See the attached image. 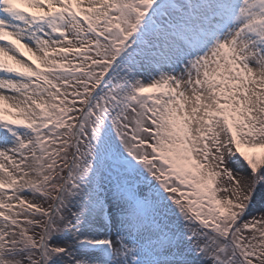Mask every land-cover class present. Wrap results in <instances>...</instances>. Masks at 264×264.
Listing matches in <instances>:
<instances>
[{"label": "snow or ice", "instance_id": "1", "mask_svg": "<svg viewBox=\"0 0 264 264\" xmlns=\"http://www.w3.org/2000/svg\"><path fill=\"white\" fill-rule=\"evenodd\" d=\"M0 264H264V0H0Z\"/></svg>", "mask_w": 264, "mask_h": 264}, {"label": "bare ground", "instance_id": "2", "mask_svg": "<svg viewBox=\"0 0 264 264\" xmlns=\"http://www.w3.org/2000/svg\"><path fill=\"white\" fill-rule=\"evenodd\" d=\"M7 94V93H6Z\"/></svg>", "mask_w": 264, "mask_h": 264}]
</instances>
